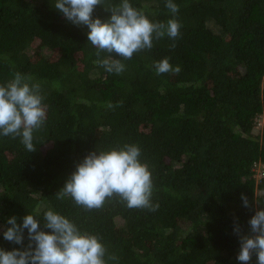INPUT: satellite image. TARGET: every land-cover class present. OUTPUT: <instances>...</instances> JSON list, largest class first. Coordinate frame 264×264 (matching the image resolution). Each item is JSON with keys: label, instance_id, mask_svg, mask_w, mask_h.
Here are the masks:
<instances>
[{"label": "trees", "instance_id": "trees-1", "mask_svg": "<svg viewBox=\"0 0 264 264\" xmlns=\"http://www.w3.org/2000/svg\"><path fill=\"white\" fill-rule=\"evenodd\" d=\"M129 2L152 22L177 20L180 35H154L131 59L112 53L125 65L116 74L95 63L89 29L54 0H0V85L15 72L31 77L46 109L35 151L0 135V250L29 244L27 229L22 244L4 238L9 217L19 225L33 214L50 232L43 214L52 210L97 236L106 264H242L234 229L253 235L248 222L264 209V177L253 176L255 164L264 168V122L255 128L264 118V0H173L175 15L166 0ZM110 15L102 5L92 13ZM164 58L179 73L158 75ZM125 144L139 147L151 173L155 210L130 209L115 195L92 210L57 198L89 152ZM248 264H257L254 253Z\"/></svg>", "mask_w": 264, "mask_h": 264}, {"label": "clouds", "instance_id": "clouds-1", "mask_svg": "<svg viewBox=\"0 0 264 264\" xmlns=\"http://www.w3.org/2000/svg\"><path fill=\"white\" fill-rule=\"evenodd\" d=\"M98 5L111 13L107 20L93 18ZM165 6L173 15L179 11L173 0H166ZM54 7L73 24L87 26V39L97 49L95 63L108 73L120 74L125 69L120 59L111 58L112 53L131 59L134 53L152 48L154 35L159 39L167 34L173 41L180 35L181 25L177 20L169 19L167 24L152 22L129 0L107 6L105 0H54ZM171 47L174 48L175 43ZM101 52L110 54L109 58H100ZM154 69L158 75L180 71L179 66L173 67L167 58L155 62ZM30 79L15 72L10 81L0 85V135L20 137L26 150L33 152L36 150L33 132L42 127L46 109L39 84L30 85ZM139 156L140 149L134 144L89 152L55 195L58 199L70 197L86 210L102 208L106 199L114 195L130 209L155 210L158 205L151 203V173ZM241 198L248 207L247 198L243 194ZM35 217L27 214L19 225L15 217L8 218L10 227L3 232L4 238L22 244L23 230L27 229L29 244L23 250H0V264H106L107 250L97 236L79 231L73 222L52 210L43 214L44 226L51 229L50 232L40 230ZM248 223L253 235H241L239 226L234 229L240 239L237 260L248 264L254 253L257 264H264V209H258ZM108 258L115 259L114 256Z\"/></svg>", "mask_w": 264, "mask_h": 264}, {"label": "rangeland", "instance_id": "rangeland-1", "mask_svg": "<svg viewBox=\"0 0 264 264\" xmlns=\"http://www.w3.org/2000/svg\"><path fill=\"white\" fill-rule=\"evenodd\" d=\"M264 122V118L262 115H260L259 117H257L256 119V129H260L262 124ZM254 178L256 179V181H259L262 177H264V168L262 164H255L254 166Z\"/></svg>", "mask_w": 264, "mask_h": 264}]
</instances>
